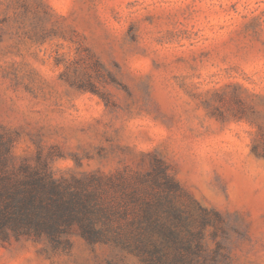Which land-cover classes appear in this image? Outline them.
I'll list each match as a JSON object with an SVG mask.
<instances>
[{
    "label": "rangeland",
    "instance_id": "374dc122",
    "mask_svg": "<svg viewBox=\"0 0 264 264\" xmlns=\"http://www.w3.org/2000/svg\"><path fill=\"white\" fill-rule=\"evenodd\" d=\"M10 167L133 179L161 158L219 264H264V0H0ZM73 231L0 264H135Z\"/></svg>",
    "mask_w": 264,
    "mask_h": 264
},
{
    "label": "trees",
    "instance_id": "16d2710c",
    "mask_svg": "<svg viewBox=\"0 0 264 264\" xmlns=\"http://www.w3.org/2000/svg\"><path fill=\"white\" fill-rule=\"evenodd\" d=\"M13 140L0 132V237L64 242L73 231L90 244L137 257L135 264H219L204 228L219 212L181 201L182 189L161 158L133 179L93 175L59 179L46 168L10 167Z\"/></svg>",
    "mask_w": 264,
    "mask_h": 264
}]
</instances>
